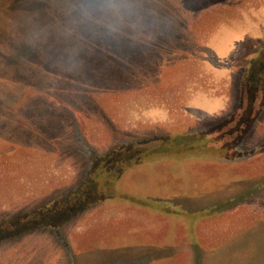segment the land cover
<instances>
[{"label": "rangeland", "instance_id": "374dc122", "mask_svg": "<svg viewBox=\"0 0 264 264\" xmlns=\"http://www.w3.org/2000/svg\"><path fill=\"white\" fill-rule=\"evenodd\" d=\"M0 264H264V0H0Z\"/></svg>", "mask_w": 264, "mask_h": 264}, {"label": "trees", "instance_id": "16d2710c", "mask_svg": "<svg viewBox=\"0 0 264 264\" xmlns=\"http://www.w3.org/2000/svg\"><path fill=\"white\" fill-rule=\"evenodd\" d=\"M224 135L227 136V133L225 132ZM188 146H190V144H189ZM142 150H144V151H146V150L151 151V148H146V149H136V150H135V153H136V154L134 153L132 157H136V158L141 157V152H142ZM138 153H139V155H138ZM131 159H132V158H131ZM125 162H126V161H125Z\"/></svg>", "mask_w": 264, "mask_h": 264}]
</instances>
